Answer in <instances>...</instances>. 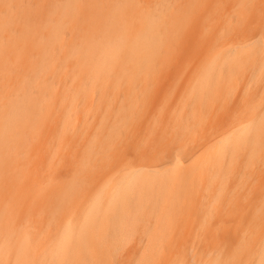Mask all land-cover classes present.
Segmentation results:
<instances>
[{"label": "bare ground", "instance_id": "1", "mask_svg": "<svg viewBox=\"0 0 264 264\" xmlns=\"http://www.w3.org/2000/svg\"><path fill=\"white\" fill-rule=\"evenodd\" d=\"M0 264H264V0H0Z\"/></svg>", "mask_w": 264, "mask_h": 264}]
</instances>
